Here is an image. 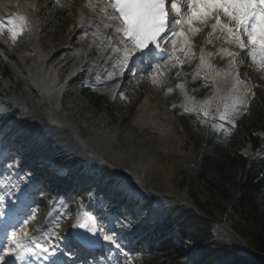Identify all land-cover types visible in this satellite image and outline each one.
Listing matches in <instances>:
<instances>
[{"label": "bare ground", "instance_id": "obj_1", "mask_svg": "<svg viewBox=\"0 0 264 264\" xmlns=\"http://www.w3.org/2000/svg\"><path fill=\"white\" fill-rule=\"evenodd\" d=\"M0 4L1 8L11 17L18 14L29 15L30 12L32 14L29 18L30 26L23 30L15 43L8 36H0V53H4L7 61L10 62L13 77L20 78L28 84L26 93L12 96L15 104L23 108V122L4 121V115L0 114L3 120L0 124V131L12 126L8 131L9 136L22 141L23 148L29 150L27 152L29 158L36 154H38L37 157H43L44 155L39 153L44 152L66 166L73 159L69 156L68 148L75 150L79 153V163L83 162L79 178L87 183L98 182L100 185L102 182L103 186L107 187V191L115 189L114 193H126L127 196H119L120 198L127 197L137 200L138 196H143V200L150 199L155 195L147 191L154 190L174 194L178 200L186 201L185 194L176 193L173 190L174 174L182 167L188 166L189 154L184 152L183 128L172 108L158 93L160 88L156 84L140 80L139 82L143 84L140 93L130 101L118 122L112 127V117L107 113H102L98 115L99 117L90 118L85 114L86 106L79 100H71L69 105L66 103L60 108L59 94L66 90L72 82L67 78L69 71L76 74L81 69H86L87 73L101 74L107 67L106 65L101 66L103 61L90 64L87 63L88 55L80 56L85 47L84 41L87 40L86 34H93L94 28L98 25L101 26L99 29L105 33L104 49L110 50L115 58V63L111 67L118 72H123L125 69L126 63L122 64L121 54L112 50L116 46H123L119 45V39L112 28L103 27L99 20V9L93 12L84 5H78L76 10L73 9L76 12L75 19L84 22V26L72 35L71 41H67L66 44L48 45L45 42V36L38 30L39 17L31 11L33 8L31 0H0ZM43 10L45 12V9ZM105 22L115 23L114 21ZM68 43H70L69 46ZM74 51L82 60L77 66L72 67L76 58ZM241 58L242 56L238 59L236 68L239 69L238 71H246ZM209 72L212 73L210 78L216 79L217 89L201 103V108L209 113L205 119L215 122L218 120L223 104L233 98L241 88L237 87L235 91L232 88L235 83L233 77L236 70L222 72L210 68ZM243 77L247 75L243 74ZM6 80H4V86L7 88L12 82V77ZM208 101L210 103H206ZM202 114L204 115L203 112ZM36 115L43 116L45 121L40 122V126L37 125L39 127L27 131L32 126L30 118L34 119ZM65 134L67 137L62 136ZM64 138L69 139L67 141H70V145L63 144ZM25 163L28 165L29 160ZM72 171H74L73 168ZM100 171L107 172L108 175L113 172L120 173L127 178V181L124 180L121 183L120 180H112L113 185L104 183L102 178L96 176ZM95 176L96 178L93 179ZM132 181L141 184L145 192L141 193ZM169 199H155V212L152 211L155 217L160 216L158 214L166 207ZM93 201L91 199L89 205L84 206L85 211L93 209V212L99 211ZM175 206H178V203ZM78 214H80L79 210L74 211L67 230H65L66 223L56 221L55 218L51 219L53 227L52 231L48 232L51 235V246L59 243L65 248H70L71 242L66 236L71 234V223ZM136 216V213H131L132 219ZM101 218L107 220L106 217ZM41 225L31 229V232L43 231ZM116 229L124 231L121 238L123 241L132 240L138 230L137 227L128 230L123 224H119ZM220 230L221 235H228V229Z\"/></svg>", "mask_w": 264, "mask_h": 264}, {"label": "trees", "instance_id": "obj_2", "mask_svg": "<svg viewBox=\"0 0 264 264\" xmlns=\"http://www.w3.org/2000/svg\"><path fill=\"white\" fill-rule=\"evenodd\" d=\"M50 30L58 38L65 26L57 21ZM83 93L99 112L106 111L111 116L119 113L120 107L105 96L88 88ZM180 121L194 147L190 180L212 201L201 203L191 190L190 198L206 216L181 205L175 206L162 221L147 224L141 246L148 251L140 255L141 264H179L188 255L196 259V264H264V139L259 134L264 131V104L252 109L251 117L241 124L235 136L238 141L229 148L219 144L212 134L203 130L194 133L184 119ZM247 143L253 146V154L248 157L240 152ZM54 187L58 192L73 191V184L67 180L65 185L56 183ZM214 203L222 209L227 205L246 223L242 229H234L246 240L248 248L241 246L232 251L218 242L209 244L214 236L213 226L218 222L213 215ZM205 244L209 245L200 248Z\"/></svg>", "mask_w": 264, "mask_h": 264}, {"label": "snow or ice", "instance_id": "obj_3", "mask_svg": "<svg viewBox=\"0 0 264 264\" xmlns=\"http://www.w3.org/2000/svg\"><path fill=\"white\" fill-rule=\"evenodd\" d=\"M85 7L93 12L98 8L99 20L103 27L112 28L114 33L118 34L119 45L123 47L116 46L112 50L121 54L122 64L127 63L137 53L141 54V58L144 55H149L150 52H146V49H160L158 38H162V33L165 32H171L173 45L177 42L175 38L184 37L186 47H181L179 51L185 55L191 53L194 56L191 37L203 31L204 28L210 27L211 31L208 32L205 43H212V38L218 29L220 32H226L232 43L238 45L241 50L247 49L249 57L253 62L258 63L257 70L264 72V0H87ZM222 16L227 18V23L222 22ZM105 21H114L115 23ZM210 21L214 22L209 23ZM196 24L200 26L197 27ZM7 25L5 29L4 23L0 21V35H3L6 30L12 42L15 43L18 35L30 26L29 18L25 15H14L7 20ZM177 26H180L179 30ZM185 26L187 32L184 30ZM97 34L94 33V35ZM244 37L247 39V44ZM215 38L220 39V36L216 35ZM163 50L166 51V49ZM200 51L201 65L211 67L205 56H211L213 53L205 54L203 48ZM228 56L231 57L230 64L235 67L236 53L228 52ZM179 62L182 64L185 61ZM157 68H160L159 64ZM233 79L235 83L232 88L235 91L238 85L244 83L239 79L238 69ZM152 82L153 84L157 83L155 77ZM177 87L182 86L177 85ZM168 91L171 92L172 89L169 88ZM250 91L251 88L245 86V93ZM233 100L235 103H239L240 97L234 96ZM206 103H210V101ZM230 107L225 103V110L219 113L220 119L228 118ZM200 110L204 112L205 116L209 115L203 108ZM189 111H196V109L185 108V112ZM6 214L3 198L0 197V217ZM28 224L29 220L26 218L19 223L18 227L13 226L7 236V245L0 252V264H6V256H15L19 259L20 250H27L26 241L31 237ZM74 227H86V225L78 224ZM87 230L93 231L91 228ZM93 235H96L95 231H93ZM103 239L115 243L114 237L110 235H105Z\"/></svg>", "mask_w": 264, "mask_h": 264}, {"label": "rangeland", "instance_id": "obj_4", "mask_svg": "<svg viewBox=\"0 0 264 264\" xmlns=\"http://www.w3.org/2000/svg\"><path fill=\"white\" fill-rule=\"evenodd\" d=\"M83 2H84V0H71V1H69L67 3H65L64 0H44V7H45V13H46V18L44 20V26H46V29L44 30L43 34L45 35L46 44H48V45L53 44V43H51L52 42V39H51L52 35L50 34V28L49 27L53 26L57 22L56 19H60L61 21L65 22V23H67L69 25V26H67L68 27L67 31H65L60 37V39L62 41L61 43H66L67 42L69 37L71 35H73V32L75 31V30L73 31L72 28H71L72 23L75 22V15L74 14L76 13L75 11H73V9L76 10L78 8V5H82L81 3H83ZM206 38H204V39L200 38L199 41L200 42H205ZM56 42H59V41H55V43ZM201 48L204 49L205 47L202 46ZM214 51H215V48H212L210 53H213ZM4 55H5L4 53L0 54V70H2L4 67H5V69L10 68V70H11V64H10L9 61H7V58ZM238 57L240 58L239 54L237 55V57L235 59V62H234L235 66L238 63V59H239ZM241 62L244 65H246V68H245L246 71L245 70L239 71V79L241 81H243L244 83L238 85V87H242L243 88L242 89V93H245V86H248V87L251 88V91L247 92V93L250 94V96L254 93L255 90H258L260 92V95L262 97H264V76H263V74L262 73L261 74L260 73L257 74L256 72H254L252 70L251 65L250 64H246L245 60L243 58H241ZM5 69H4V71L6 72L7 70H5ZM232 69L237 70L238 68L233 67ZM177 73H179V75H177ZM187 73H188V71H186L185 69L181 70L179 68H176L174 70L173 75L171 77L165 78L163 83L165 85H171L174 82V80H173L174 77H176V76L177 77H181L182 79H184L186 81H189V80H187ZM243 74L247 75V77H243ZM7 75H8V78L12 77L11 84L16 86V89H17L16 90L17 91L16 95H22L23 93H26V87L28 85L27 82L23 81L20 78L17 79L15 77H13L12 71H10V73H8ZM1 78H2V76L0 75V90H3L4 81H2ZM98 82H100V81L98 80ZM189 82H191V81H189ZM124 83H125V85H124V87H125L124 88L125 99L128 98L129 101L125 100L124 97H119L118 96L119 97V103H120V105L123 108H122V111L115 116V118L113 119V122H111V127L114 126L115 123L118 122V120L120 119V116L122 115L123 111H125L127 106H129L130 101H132L138 95V93H140L141 86L143 85L140 82H139V84H137L136 82L133 81V79L129 80V82L124 81ZM78 87H79V83L77 84V88ZM91 87L93 89H95V90H98V91L104 93L103 88H96L94 83L91 84ZM157 87H159V86H157ZM191 89H193V91L196 92V93L201 91L200 86H193ZM160 91L158 93L172 107H175V108L179 107V109L182 110V113L190 114V116H194L195 115L194 117H196V120H192V122L189 121V127H193V131L194 132L200 130V127L197 126V125H200L201 127L210 126V128H214V129L217 128L218 130L226 128L227 132H229L227 135L230 136V133L232 132V129H231V127L229 125H225V124L221 123V121L217 122L216 124L215 123H210L209 121L203 119V117L205 115L201 114V111H200V108H199L197 102H195V101L192 102V101L185 100L184 97H183V94L181 92L179 94L178 91L168 92V91H165L164 89H162V90L160 89ZM3 92L5 93V91H3ZM208 92L209 91H207L205 93H208ZM13 95H14V90L11 89L10 95L5 96L4 99L8 100ZM71 100H79V101H81L83 103V105L86 106L85 114L88 115L90 118H92L93 116H94V118L95 117H99L98 115L102 114V113L98 112L92 105H90L88 103L86 98H84V96L81 94V89H79V88L75 91L74 95L69 98L68 105L70 104L69 102ZM185 108H189V109L195 108L196 111L185 112ZM242 111H244V110L240 109L237 112H238V114L241 115V114H243ZM3 112H6V110H4ZM232 113H233L234 117L238 116V115H236L235 112H232ZM228 116H230V115L228 114ZM17 117L18 116H16L15 118H17ZM15 118L13 120H16ZM225 120L230 121L231 119L227 118ZM8 122H10V121H8ZM15 123H17V122H15ZM182 134L185 136L184 152H187L189 154L188 166L187 167H182L181 169H179L174 174V177H173L174 189L173 190L176 193L185 194L188 202H191L190 198H189V195H190V191L192 190L198 195V197L200 198L201 203H204V204L209 203L212 200L206 194H203V192L199 188H196V186L194 185L193 181L190 180V176H191V174L193 172L194 148L190 145L189 140L187 139L184 130H183ZM229 136H227L226 140H225V142H226L225 144L227 146H230V144L233 143V142H231L232 140L229 138ZM234 141H237V140H234ZM242 152L244 154H246V155H250L252 153L251 145L247 144V146L242 150ZM72 168H73L72 166L69 167V169H72ZM48 176H50V175H42V177L40 178L41 179L40 182H43ZM96 176L93 177V179L96 178ZM134 182H135L134 184H136V186L139 184L137 181H134ZM86 184H88V183L87 182H82L80 186L83 187ZM103 185L104 184H102V182H101L99 187H102ZM138 186H140L141 188L143 187L141 184H139ZM120 187H122V184H120ZM153 187L157 188L155 186H153ZM114 190L115 189H111L110 192H113ZM151 191H153V190H151ZM81 200L82 199H78L75 202H72L73 204L71 203L72 206H71V204L67 206V207L70 206V211H69V214H68L70 217H72V215L74 214V211H77L78 208L81 207V205L83 206V204H79L81 202ZM177 200L178 199H176V200L174 199L173 202H169V203L170 204L174 203V205H177V203H178V205H179V201H177ZM62 201L65 202V201H67V199H63ZM138 207L139 206H136L135 208L132 207L134 209H130V211H131V213L132 212L136 213L137 216L140 215L139 216L140 217L139 218L140 225L144 224L147 221L151 222V224H152L154 222H157V221L161 220L162 216L155 217L152 213L150 214V216L148 215V216L145 217V214L142 213L141 210ZM223 207L224 208L222 209L221 207L217 206L215 203H214V206L212 207L213 215L217 218L218 222H223V224L225 226H228V227L231 226L232 228L235 227V228H238V229H242V227L246 225V223L242 219H240L238 217V215H236L230 208H227V205H223ZM261 208H262V210H264V200L261 201ZM140 212H141V214H140ZM154 212L155 211L153 210V213ZM63 220L67 221V216H65L62 219V221ZM66 221H63L64 223H66L65 230H67V228L70 226V223H68L69 221L68 222H66ZM134 227H136V226H134ZM219 227H221L220 224H216L215 225L216 229H218ZM140 236H141V233L135 239H133V241L129 245L132 246L134 243H136L137 240L140 238ZM247 241L249 243V241H251V240L248 238ZM180 263H182V264H193L194 263V258L193 257H188L187 259H183Z\"/></svg>", "mask_w": 264, "mask_h": 264}, {"label": "water", "instance_id": "obj_5", "mask_svg": "<svg viewBox=\"0 0 264 264\" xmlns=\"http://www.w3.org/2000/svg\"><path fill=\"white\" fill-rule=\"evenodd\" d=\"M189 206H191L198 214L204 215L200 210H198L196 206H192V205H189Z\"/></svg>", "mask_w": 264, "mask_h": 264}]
</instances>
